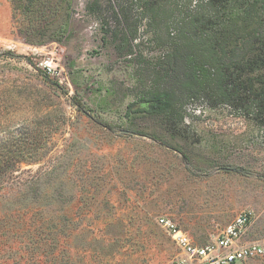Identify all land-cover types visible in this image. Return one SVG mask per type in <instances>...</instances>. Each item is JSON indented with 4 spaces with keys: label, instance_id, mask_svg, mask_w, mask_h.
<instances>
[{
    "label": "rangeland",
    "instance_id": "374dc122",
    "mask_svg": "<svg viewBox=\"0 0 264 264\" xmlns=\"http://www.w3.org/2000/svg\"><path fill=\"white\" fill-rule=\"evenodd\" d=\"M194 1L0 0V141L32 132L42 142L0 190V264H54L53 246L55 264H170L179 251L161 216L204 244L250 210L243 240H264V116L254 103L201 95L168 115L128 113L168 86V54ZM42 61L56 74L43 77Z\"/></svg>",
    "mask_w": 264,
    "mask_h": 264
},
{
    "label": "trees",
    "instance_id": "16d2710c",
    "mask_svg": "<svg viewBox=\"0 0 264 264\" xmlns=\"http://www.w3.org/2000/svg\"><path fill=\"white\" fill-rule=\"evenodd\" d=\"M194 2L183 13L168 54V86L128 105V113L168 115L174 111L178 99L202 95L214 99V105L223 103L247 108L252 102L264 116V0ZM153 6L149 3L147 11L153 12ZM42 75L49 78L45 73ZM74 106L86 111L79 101H75ZM133 107H137L136 110H132ZM262 121L264 123V119ZM97 123L108 130L114 128L106 122ZM6 132L10 130L7 128ZM26 134L27 138L24 136L21 140L10 137L0 141V190L18 177L15 172L19 171L20 164L30 161V154H34L30 150L33 148L34 152L42 147L40 139H32V132ZM150 139L164 145L156 136ZM58 227L59 223L48 221L52 243L58 242ZM18 231L22 234L21 227ZM36 246L40 247L39 242ZM53 248L55 250H49L48 255L55 264L61 259V251L59 247Z\"/></svg>",
    "mask_w": 264,
    "mask_h": 264
},
{
    "label": "built area",
    "instance_id": "2783aa9c",
    "mask_svg": "<svg viewBox=\"0 0 264 264\" xmlns=\"http://www.w3.org/2000/svg\"><path fill=\"white\" fill-rule=\"evenodd\" d=\"M38 66L47 75L56 74V66L52 62L42 61ZM252 218L250 210L240 212L225 224L214 239L204 244L198 243L167 216L158 217L156 223L179 251V256L170 264H241L246 260L264 258V240L260 242L243 240Z\"/></svg>",
    "mask_w": 264,
    "mask_h": 264
}]
</instances>
